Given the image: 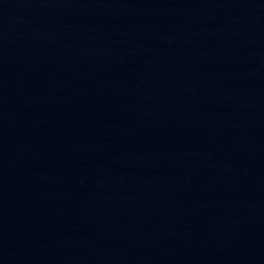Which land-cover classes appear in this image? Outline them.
Here are the masks:
<instances>
[{
  "label": "water",
  "instance_id": "water-1",
  "mask_svg": "<svg viewBox=\"0 0 264 264\" xmlns=\"http://www.w3.org/2000/svg\"><path fill=\"white\" fill-rule=\"evenodd\" d=\"M0 264H264V0H0Z\"/></svg>",
  "mask_w": 264,
  "mask_h": 264
}]
</instances>
